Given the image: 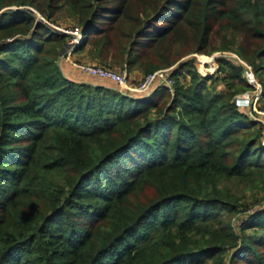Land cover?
<instances>
[{
    "label": "trees",
    "instance_id": "16d2710c",
    "mask_svg": "<svg viewBox=\"0 0 264 264\" xmlns=\"http://www.w3.org/2000/svg\"><path fill=\"white\" fill-rule=\"evenodd\" d=\"M58 14L91 65L171 69L172 93L66 79ZM219 51L264 75V0H0V264H264L234 192L264 202L262 126L181 61Z\"/></svg>",
    "mask_w": 264,
    "mask_h": 264
},
{
    "label": "rangeland",
    "instance_id": "374dc122",
    "mask_svg": "<svg viewBox=\"0 0 264 264\" xmlns=\"http://www.w3.org/2000/svg\"><path fill=\"white\" fill-rule=\"evenodd\" d=\"M7 11L8 9H5L2 12H7ZM37 19L39 21H42L44 24H46L51 29H55L58 32L66 31L71 28L70 27L71 21L63 14H58L56 18V23L54 22L48 23L47 21L43 20L39 16L37 17ZM68 40L69 39L66 36V42ZM78 45L73 49L72 53L68 57L69 62H64V60L60 58V60L58 61V65L59 63L60 64L64 63L65 65H69L70 67L73 68V65L93 64L91 63L90 58L87 55V51H86L87 47H85L82 51H76V48L78 47ZM236 58L237 56L234 54L233 51H219V52H214L213 54L209 56L200 55V54H191L183 58L181 61H189V63L191 64L192 68L194 69L195 73L198 76L211 78L210 81L205 83V87L207 89L206 91H208V93L224 94L226 92L227 94L231 95L232 97L231 100H233V98L240 96L244 93L252 92V99L250 100L249 107L243 108V109H240V108H236V109L246 114L249 118L253 119V121L255 122H258L262 126L261 143L264 146V97H262L261 95V88H260L261 87L260 84L261 83L264 84V75H261L258 77L252 72V77H253V80L255 81V84L253 85L257 86L258 88V90L254 91L251 85H249L247 81L245 80V75L243 73V70L241 69V72H240L241 78L245 80V82L250 87V89L247 90V89L238 88L236 80H226L225 79L229 71L227 69H222V70L218 69V66L216 64L217 59H222V60H228L234 67H239L238 61L236 60ZM97 66H100V65H97ZM105 69L117 70L119 69V67L111 66V67H106ZM127 76H128L129 83L132 85H136L145 75L137 70H134V71H131L129 74H127ZM184 80L187 81L186 76ZM178 81H180V79ZM109 85L111 86V88H113L111 84ZM234 189H235L234 192L237 194V196L241 197L239 203L243 205H249L251 209V210H248L249 212L264 208V202L258 205L251 206L252 204H255L254 200L257 201L261 198L262 191H260V189L250 191L248 189L242 188L241 186H238V187L234 186ZM244 216L245 215L238 216L237 219L244 218ZM246 233H250V231H247Z\"/></svg>",
    "mask_w": 264,
    "mask_h": 264
},
{
    "label": "built area",
    "instance_id": "2783aa9c",
    "mask_svg": "<svg viewBox=\"0 0 264 264\" xmlns=\"http://www.w3.org/2000/svg\"><path fill=\"white\" fill-rule=\"evenodd\" d=\"M61 33L66 35L69 40L66 42L64 51L61 54L60 58H62L64 62H69L68 57L72 53L73 49L80 43L81 36L78 29L76 28H70L66 31H61ZM236 60L238 61V66L243 70L247 83L251 85L254 91L258 90L257 86L253 85L255 84V81L252 77L251 67L245 62L239 60L238 58H236ZM73 68L82 75L106 81L112 84L117 89V91L123 95H145L155 85L164 86L170 94L172 93L173 80L170 76L171 69L160 70L145 75L136 85H132L128 81V76L124 68H119L117 70H109L97 65L90 64L73 65ZM251 99L252 92L244 93L240 96L233 98L232 104L235 108H247L250 105Z\"/></svg>",
    "mask_w": 264,
    "mask_h": 264
},
{
    "label": "crops",
    "instance_id": "0c3cea01",
    "mask_svg": "<svg viewBox=\"0 0 264 264\" xmlns=\"http://www.w3.org/2000/svg\"><path fill=\"white\" fill-rule=\"evenodd\" d=\"M59 67L64 77L71 82H74L76 84H88L92 86L101 85L104 87L111 88L108 82L82 75L78 71L70 67L69 65H65L64 63L61 64L59 63Z\"/></svg>",
    "mask_w": 264,
    "mask_h": 264
},
{
    "label": "water",
    "instance_id": "95a60500",
    "mask_svg": "<svg viewBox=\"0 0 264 264\" xmlns=\"http://www.w3.org/2000/svg\"><path fill=\"white\" fill-rule=\"evenodd\" d=\"M8 10H12V9H8ZM81 43V41H80ZM125 96H136L137 94H124Z\"/></svg>",
    "mask_w": 264,
    "mask_h": 264
},
{
    "label": "bare ground",
    "instance_id": "6f19581e",
    "mask_svg": "<svg viewBox=\"0 0 264 264\" xmlns=\"http://www.w3.org/2000/svg\"><path fill=\"white\" fill-rule=\"evenodd\" d=\"M211 59V58H210Z\"/></svg>",
    "mask_w": 264,
    "mask_h": 264
}]
</instances>
